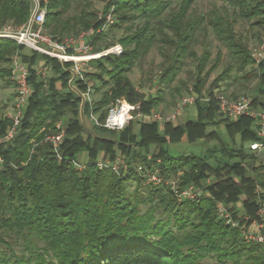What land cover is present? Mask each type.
I'll list each match as a JSON object with an SVG mask.
<instances>
[{
	"label": "trees",
	"instance_id": "1",
	"mask_svg": "<svg viewBox=\"0 0 264 264\" xmlns=\"http://www.w3.org/2000/svg\"><path fill=\"white\" fill-rule=\"evenodd\" d=\"M178 1L106 0L103 17L82 0H42L41 5L44 31L54 41L84 36L90 55L123 48L121 55L89 61L95 72L84 70L85 82H76L78 92H87L86 83H93L86 113L101 125L119 100L140 106L144 116L155 115L163 91L146 96L130 78L154 47L167 53L159 76L164 86L176 81L187 58L195 61L196 116L179 125L176 120L144 124L137 119L114 132L92 122L98 135L85 139L82 101L69 85L73 63L0 38V81L16 87L13 60L18 57L28 69L30 86L13 139L0 144V264H264V244L245 238L260 231H253L255 224H264L258 216L264 202V160L250 148L255 143L264 148V139L255 120L223 117L213 98L222 82H239L245 93L257 79L252 107L264 109V63L255 66L247 38L236 32L241 22L262 41L264 0H219L232 12L215 7L198 17L191 15L197 0ZM32 11L31 0H0V27L26 25ZM72 11L78 13L69 16ZM208 31L227 49L229 64L207 90L211 101L204 102L209 77L223 60L219 53L206 73L211 53L205 50L199 58L195 47ZM68 54L76 56L74 49ZM42 68L50 71L47 81L38 74ZM58 124L65 130L61 161L46 142L58 135ZM210 127H222L227 138L209 132ZM13 128L14 120L0 104V141ZM185 140L212 147L203 156L172 155L168 147ZM84 152L85 168L79 170L74 162ZM101 156L118 169H99ZM153 174L162 180L159 185L148 183ZM191 188L195 199L179 197ZM221 205L232 214V223L220 216ZM238 205L249 222L239 221Z\"/></svg>",
	"mask_w": 264,
	"mask_h": 264
},
{
	"label": "built area",
	"instance_id": "2",
	"mask_svg": "<svg viewBox=\"0 0 264 264\" xmlns=\"http://www.w3.org/2000/svg\"><path fill=\"white\" fill-rule=\"evenodd\" d=\"M31 1L33 4V11L28 24L23 25L21 27H16L12 25H6L0 27V38H7L14 40L15 42H17L18 45L25 46L31 50L37 51L51 58H55L63 64L73 63V67L71 69L72 78L69 81V85L72 91L78 93L79 97L81 98L82 101L81 110L83 111V108H85L87 104L92 105L91 89L89 88L88 92L86 93L78 92V87L76 85V82L77 81L85 82V77H84L85 68L83 63L91 60H84L86 58L78 59L75 58L76 56H70L68 54V50L69 49L76 50V45L79 43L80 40L83 39L84 36H81L77 40H73V39L65 40L64 42L61 43L54 41L51 37H49L45 33L43 28V25L45 23L46 11L44 8H42L41 5L42 0H31ZM90 34H92V32H90L88 35ZM122 52H123V48L120 45H117L114 48L102 53L101 56H106L109 54L121 55ZM251 54L255 60V66L259 67L264 62V45L254 49L251 52ZM13 61L14 62H13L12 79L16 84L17 98H16L15 116H10V117L14 120V128L9 132V134L5 137L4 140L0 141V144L4 142H9L13 139L15 130L20 125V118L22 116L23 108L27 104L30 98L28 69L26 68V66L20 63L18 57H15ZM46 73H47L46 68H42L38 72V74L43 77L46 76ZM213 98L219 104L220 113L223 117H229L232 119L248 117L255 120L259 127L258 136L261 139H264V109L253 108L252 99L245 97L231 99L219 92H215ZM196 100H197L196 97L183 98L181 102L178 104V111H176V113L169 118H162L157 115H154L153 117L144 116L143 114L140 113V106L131 105L124 100H119L116 103V105H114L110 109L104 125H101L98 119L92 113L90 115V119L96 126L103 127L107 130L114 132H122L130 124V122L137 119L145 120L147 118L150 119V122L156 121L158 123L175 121L177 119L178 112L183 108L187 107L188 105H195ZM202 101L210 102L211 98L205 97L204 99H202ZM58 129H59L58 135L48 137L46 139V142L52 145L53 152L58 157V160L61 161L62 155L60 152L61 149L60 147L65 136V130L62 128L61 125H58ZM250 148L254 152H259L263 149V145L261 143H255L252 144ZM3 165H4V159L0 155V171L3 169ZM74 165L79 170H83L85 168L83 163L80 162H74ZM111 166L114 171L118 169L116 165L105 164L103 161H99L97 163V167L99 169L111 168ZM161 182L162 180L156 174L148 176V183H154L156 185H159ZM171 187L174 191H176L175 184L172 183ZM196 196H197L196 193L191 188L183 192L179 197L183 199H195ZM261 206L262 207L259 214L260 217L263 219L264 202L262 203ZM218 211L222 218L228 219L230 223L233 222L227 209L220 206ZM259 228L260 231H258V233H253V232L246 233L245 238L248 242H256V243L264 244V235H262L261 233L263 226L260 225Z\"/></svg>",
	"mask_w": 264,
	"mask_h": 264
},
{
	"label": "rangeland",
	"instance_id": "3",
	"mask_svg": "<svg viewBox=\"0 0 264 264\" xmlns=\"http://www.w3.org/2000/svg\"><path fill=\"white\" fill-rule=\"evenodd\" d=\"M179 0L178 2H180ZM90 2V3H89ZM106 0H82L81 4H91L92 10H94L96 13H98L99 17H103V11L105 6ZM177 2V4H178ZM215 7L220 8L223 10V7L229 12H232V8L228 4H225L224 2H221L219 0H197L196 3L192 7V17H198L201 14H205L209 12L210 10L214 9ZM78 12H70L69 16H73ZM107 22L109 24L112 23V19L110 16H107ZM143 26V23H139L137 27ZM136 27V28H137ZM135 28V29H136ZM236 32L243 35L245 38H247L248 46L250 52H252L254 49L264 45V31H260L262 38V41H258L257 38L253 36V31L249 29V26L246 24H242L241 22L236 27ZM123 34V31L118 32L116 34V37H120ZM84 40H80L79 43L76 45V57L75 58H86L84 60H92L93 58H100L101 55H90V49H88L86 46H83ZM207 50L211 53V62L207 66L206 73L210 71L211 67L214 65L215 60L219 53L222 54L223 60L222 64L220 65L219 69L212 73L209 77L208 85L205 89V95H207V90L211 85L213 84L214 80L221 74L222 70L229 64L228 59V51L227 49L222 46L213 33L211 31H208L206 34L202 35L200 37V42L195 47V51L197 53V56L199 58L202 57L204 51ZM166 51H164L162 48H160V45L154 47L151 52L147 55L146 58H144L134 69V71L130 74V78L134 84V86L144 93L146 96L154 95L162 90L163 91V102L159 106V108L155 111V115L160 116L162 118H169L172 115L178 111V104L181 102L183 98L187 97H196L197 94L193 90V81L196 78L195 70L197 63L193 61L190 58L186 59V65L183 68L182 72L176 79V81L169 86H164L159 82V76L161 70H163L162 64L164 63V56L166 55ZM102 57V56H101ZM89 61L83 63L85 70H90L95 72L94 68L91 66V64L88 63ZM264 63V62H263ZM168 65V64H167ZM206 75V74H204ZM237 75V73H236ZM50 71H47V74L45 77H43V80L47 81L48 77H50ZM183 82H186V88L182 84ZM226 82V81H225ZM227 83H231L232 87L228 90L226 87ZM227 83L222 82L221 87L218 90H215V92H219L221 94H224L225 96L229 97L231 94L236 93L238 98L245 97V98H252L254 97V92L259 87V81L257 79H253L252 81L247 84V87L250 91L247 90V92H242L240 90V83L233 84L232 80L227 81ZM89 88L91 89V85L93 83H88ZM88 88V89H89ZM178 89V91L176 90ZM180 89V90H179ZM82 93H86L81 91ZM88 92V90H87ZM180 92V94H179ZM17 92L16 87L14 85H9L4 81H0V104L1 106H4L5 108V114L8 116H15L16 113V98H17ZM83 108V114L81 116V124L85 129L84 138L87 139L88 137H95L97 134V131L94 128V124L88 118L86 113V108ZM196 116V108L194 105H188L187 107L183 108L178 112L177 119L175 121V125L183 124L187 121L188 118H192ZM149 117V116H148ZM143 121L144 124H152L150 122V119L140 120ZM60 125V124H58ZM217 132L221 138H227L225 134V129L222 127H210L209 132ZM231 141L229 142V145H231ZM212 145L198 142L196 144H190L186 140L182 142L180 145L170 146L168 147V150L170 153L174 156L189 154V155H196V156H203L204 153L210 149ZM6 148V145L2 147V150ZM259 155L264 160V148L259 151ZM87 153H81L79 155V162L83 163L86 161ZM104 156H101L99 161H103L105 164H114L110 159L102 158ZM221 207L227 209L225 206ZM141 209L144 211L147 210V207L145 205L141 206ZM238 209L240 213L238 214V219L244 220V222H249V217L244 211V208L241 205H238ZM228 210V209H227ZM261 210V209H260ZM260 211L258 212L259 218L264 222V218L262 219L260 217ZM230 217H232V214H229ZM232 219V218H231ZM263 226V229L261 230L262 235H264V224H261ZM259 224H255L253 226V231L257 230Z\"/></svg>",
	"mask_w": 264,
	"mask_h": 264
},
{
	"label": "bare ground",
	"instance_id": "4",
	"mask_svg": "<svg viewBox=\"0 0 264 264\" xmlns=\"http://www.w3.org/2000/svg\"><path fill=\"white\" fill-rule=\"evenodd\" d=\"M101 57V56H100ZM97 58V57H96ZM79 59V58H78Z\"/></svg>",
	"mask_w": 264,
	"mask_h": 264
},
{
	"label": "water",
	"instance_id": "5",
	"mask_svg": "<svg viewBox=\"0 0 264 264\" xmlns=\"http://www.w3.org/2000/svg\"><path fill=\"white\" fill-rule=\"evenodd\" d=\"M94 59H97V58H94Z\"/></svg>",
	"mask_w": 264,
	"mask_h": 264
}]
</instances>
